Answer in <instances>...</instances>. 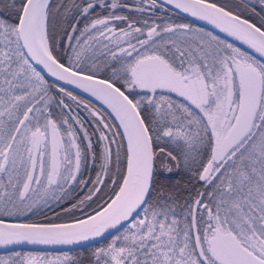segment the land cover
Instances as JSON below:
<instances>
[{
  "label": "snow or ice",
  "instance_id": "snow-or-ice-1",
  "mask_svg": "<svg viewBox=\"0 0 264 264\" xmlns=\"http://www.w3.org/2000/svg\"><path fill=\"white\" fill-rule=\"evenodd\" d=\"M258 3L0 0V264H264Z\"/></svg>",
  "mask_w": 264,
  "mask_h": 264
},
{
  "label": "trees",
  "instance_id": "trees-1",
  "mask_svg": "<svg viewBox=\"0 0 264 264\" xmlns=\"http://www.w3.org/2000/svg\"><path fill=\"white\" fill-rule=\"evenodd\" d=\"M185 21H187V20H185ZM74 94H78L79 95V93H74ZM81 98H83V99H85V100H88L89 98L87 97V96H85V95H81ZM66 102H69V103H71L70 101H66ZM91 103L93 104V105H95L96 107H99L100 105L99 104H97L96 102H94L93 100L91 101ZM72 107H73V110H74V112H79V115H80V117L84 120V122H85V126L86 127H88L89 128V130L91 131V124L89 123V121L91 120V117L88 115V113H87V111L85 110V109H83V108H79V109H77L76 108V106L75 105H72ZM86 175H92L93 177H94V172H92V173H88V174H86ZM86 191V190H85ZM81 195H83V193H81Z\"/></svg>",
  "mask_w": 264,
  "mask_h": 264
},
{
  "label": "water",
  "instance_id": "water-1",
  "mask_svg": "<svg viewBox=\"0 0 264 264\" xmlns=\"http://www.w3.org/2000/svg\"><path fill=\"white\" fill-rule=\"evenodd\" d=\"M86 96V95H85ZM88 97V96H87ZM94 102H96L95 100H93ZM97 103V102H96ZM98 104V103H97ZM25 249H31V250H52V248H44L43 246H39V247H28V248H25ZM64 250H67V249H64ZM3 251L2 249H0V252Z\"/></svg>",
  "mask_w": 264,
  "mask_h": 264
},
{
  "label": "flooded vegetation",
  "instance_id": "flooded-vegetation-1",
  "mask_svg": "<svg viewBox=\"0 0 264 264\" xmlns=\"http://www.w3.org/2000/svg\"><path fill=\"white\" fill-rule=\"evenodd\" d=\"M237 2H239V0H237ZM252 3L256 5L257 11H259L260 10V6H259V3H258V0H252ZM183 22H187V21L184 20ZM23 250L27 251L29 249H23ZM2 253H3V251L0 252V254H2Z\"/></svg>",
  "mask_w": 264,
  "mask_h": 264
},
{
  "label": "rangeland",
  "instance_id": "rangeland-1",
  "mask_svg": "<svg viewBox=\"0 0 264 264\" xmlns=\"http://www.w3.org/2000/svg\"><path fill=\"white\" fill-rule=\"evenodd\" d=\"M27 251H29V250H27ZM31 251H52V250H31Z\"/></svg>",
  "mask_w": 264,
  "mask_h": 264
}]
</instances>
